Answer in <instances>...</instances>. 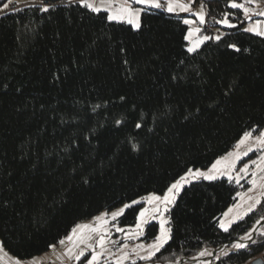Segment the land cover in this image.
<instances>
[{
    "label": "trees",
    "instance_id": "1",
    "mask_svg": "<svg viewBox=\"0 0 264 264\" xmlns=\"http://www.w3.org/2000/svg\"><path fill=\"white\" fill-rule=\"evenodd\" d=\"M44 1L56 0L0 15V244L17 260L48 252L103 211L163 194L264 127V37L242 30L230 0L202 1L206 17L227 14L234 27L218 24L220 39L192 53L186 16L148 9L133 30L77 1ZM240 189L225 178L185 186L167 213L171 239L135 264L173 263L243 237L264 218V197L227 232L218 226ZM140 207L119 223L133 226ZM157 233L150 223L141 239ZM262 252L259 233L213 264Z\"/></svg>",
    "mask_w": 264,
    "mask_h": 264
},
{
    "label": "snow or ice",
    "instance_id": "2",
    "mask_svg": "<svg viewBox=\"0 0 264 264\" xmlns=\"http://www.w3.org/2000/svg\"><path fill=\"white\" fill-rule=\"evenodd\" d=\"M77 2L81 7L87 8L94 13H99L102 11L107 12L106 19L109 22L124 23L130 25L133 30H139L142 26V12L148 9H162L168 13H175L177 10L180 12H190L191 5L194 0H188V3H183L182 0H123V3L118 5L114 3V0H101V5H103V7L98 6L94 0H77ZM247 2L251 3L252 0H247ZM134 5H141L142 7H135ZM5 7H7V5H5ZM228 7L242 10L246 18L249 17L250 13H252V9L246 7L243 3H237L236 0H230ZM40 10L47 12L48 8L43 7ZM253 14L264 16V11H259ZM192 15L196 17V19L199 21V24L203 25L206 23L203 6H201V10L199 12H194ZM183 23L185 25H189L188 31L184 36L185 41H188L190 44V46L187 48L189 53L195 52L201 44L212 38L207 35L197 36V34L201 31V28L191 26L195 23V21L184 19ZM216 23L223 24L227 27H234V25H232L227 19V14H225V18L217 20ZM244 31L264 37V29L261 28L259 21L252 24L250 27L245 28ZM194 37L196 38L193 39ZM215 39L219 40L220 36L217 35ZM229 47L235 51H240V49L234 44L229 45ZM116 123L120 124L121 121L117 120ZM136 127L140 128L141 125L137 123ZM254 131L256 130L254 129L251 131H245L235 145V148L238 151L229 152L226 156L217 159L207 171H201L199 169L193 170L192 168H189L184 175L176 179L175 182H173L167 188L163 196L149 194L146 198H142L150 207H142L140 209L136 217L134 228L126 230L113 224L112 227L115 228L116 232L122 233L124 240L128 241L142 237L145 233V226L151 221H158L159 232L157 235H155L153 242L147 245L143 243L137 244L131 249V251L135 253L141 260H150L164 247L165 244L168 243V241L171 239V229L166 227L169 221L165 218V213L169 211V206L175 203L176 196L182 190L184 185L191 183L192 180H198L201 178L209 181L216 180L219 176H227L230 181L235 179L236 183H239L243 178L241 174L247 176L249 171V163L243 164V167L239 169L235 177H233L232 172L235 169L237 162L241 161L242 157L248 156L250 152H253L256 149H264V130H260L259 134L255 137L253 136ZM253 140L255 147L252 143H250V141ZM132 147L133 150L136 149L135 144H133ZM241 148L244 150L239 151ZM250 164L256 166L258 171L264 172V155L259 156L258 160H250ZM251 176L253 178L249 180V183L253 186V188L259 187L264 189V183L258 184L257 171H252ZM259 180L264 181V176H260ZM249 199L252 198L249 197ZM140 203V200H133L131 203L124 204L116 211L111 213L102 212L100 215L95 216L93 218V223L77 224L71 229V232L64 239L59 241V243L63 245L65 240H67L69 244H71L72 247L68 248L67 250L69 257L72 256L74 248H80V246L83 245L84 248H81L80 251L75 255V259L79 261L81 260V257H85L86 264H99L101 257L104 256L106 252H108L106 245L109 243L115 245L117 243L116 240L111 239V232L108 228L110 220L116 221L118 217L124 214L126 209ZM259 203L260 200L258 198L255 199L254 203L249 205L248 210L251 211L253 208H255L256 204ZM232 211L233 209L230 208L228 212L224 213V216L227 217ZM237 219H243V215L239 212H237L234 219L228 220L227 222L221 221L219 227L223 231L227 232L229 230V226ZM257 223H259V221H257ZM260 235L264 236V232H261ZM240 239L251 240L252 233H246ZM252 242L255 243V241ZM246 247V244L239 242L232 245V248L235 250L244 249ZM127 248V243H124L121 246L120 251L122 254L117 258L115 264H124V261L128 259L129 253L124 251V249ZM85 249L91 250L90 257L85 256ZM97 249L99 250L97 251ZM141 252H146V255H141ZM199 255L203 257L212 255V253L201 251ZM223 255H228V252H223ZM17 264H19V262H17ZM81 264H84V262L82 261ZM133 264H135V261H133Z\"/></svg>",
    "mask_w": 264,
    "mask_h": 264
},
{
    "label": "rangeland",
    "instance_id": "3",
    "mask_svg": "<svg viewBox=\"0 0 264 264\" xmlns=\"http://www.w3.org/2000/svg\"><path fill=\"white\" fill-rule=\"evenodd\" d=\"M244 1L245 0H236L237 3H243V4H245L246 7L252 9V13H250V15H249L248 18H246L245 15H244V13H243V16H244V19H245L246 22L243 25L242 30L244 31L245 28L250 27L252 24L256 23L257 21L260 22L261 28L264 29V20L263 19H260V18H257V16L255 14H253V13L258 12L257 10L260 7V5H262L263 0H252L251 3H248V2L247 3H244ZM13 2H17V3L31 2L33 4H38V5L43 4V0H8L5 4H3L2 6H0V15L3 12H5L6 10H8L10 8V6L12 5ZM5 5H7V7H5ZM201 6H203V3L202 2L196 3L195 0H194V2L191 5V11L188 12L189 15H190V17H189L190 19H192V20L196 19V17L194 15H192V13L199 12L201 10ZM203 11H204L205 18H206V12H205V8L204 7H203ZM188 28H189V25H188ZM248 33H251V32H248ZM251 34H254V33H251ZM195 38L196 37H194L193 39H195ZM189 46H190V44L188 42L187 48ZM261 130H264V127ZM259 131L258 132H253V136L255 137L256 135H258L259 134ZM250 143H252L253 146L255 147L254 140L253 141H250ZM243 150L244 149L241 148L239 151H243ZM235 151H238V150L234 146L229 152H235ZM227 154H225L224 156H226ZM261 155H264V149H256L253 152H250L248 154V156L242 157L241 161H238L237 162L236 167H235V169L232 172L233 177H235L237 175L239 169L241 167H243V164H245V163H249L248 175L247 176H244L243 174H241L243 178L240 180L239 183H237V184L240 185V188H241L240 191L238 192V195H237V201L234 204L230 205L226 209V211L224 213L228 212L230 208L233 209V211L231 213H229V215L227 217L224 216V213H223L222 216H221V218L218 221V226L220 225L221 221L227 222L228 220L234 219V217L236 216L237 212H239L240 214H242L243 215V218H244L247 214H249L250 212H252L253 210H255L257 208V206L260 204V203L259 204H256L255 208H253L251 211L248 210L249 205H251L252 203H254V200L255 199L258 198L260 200V202H261L262 198L264 197V194H262V193H264V189H261L259 187L253 188V186L249 183V180H251L253 178L251 176L252 171H257L258 184L259 183H264V181H260L259 180V177L260 176H264V172L258 171L257 168H256V166L250 164V160H258V157L261 156ZM224 156H222V157H224ZM220 158H218V159H220ZM197 169H199L201 171H207L208 170V169H200V168H197ZM193 170H196V169H193ZM221 178L228 179L227 176H219L217 179H221ZM198 180H204V179L201 178V179H198ZM198 180H192L191 183L194 182V181H198ZM205 181H209V180H205ZM231 181H233V182L236 183L235 179H233ZM245 184H246V186H245ZM187 185L188 184L184 185V187L187 186ZM250 189H251V191H250ZM180 192H179V194H180ZM163 194H156V195L163 196ZM179 194H177L176 199H177V197H178ZM148 195L143 196V197L137 199V200H140L141 201V203H140L141 204L140 209L142 207H150L149 205L146 204V201L142 199V198H146ZM249 197H251L252 199H249ZM123 205L117 207L114 210H111V211H103V212L111 213L113 211H116V210L120 209ZM172 205L169 206V209L171 208ZM101 213H99L98 215H100ZM167 213H165V218L168 220ZM98 215H96V216H98ZM94 217H92L91 219H88V220L81 221L78 224H89V223H93V218ZM239 220H241V219H237V220H235V222H237ZM153 222L158 224V232H159V223H158V221H155L154 220V221H151L150 223H153ZM113 224H115L117 227L124 228L126 230H130V229H132V228L135 227V224L133 226H129V227L128 226H123V225H121L119 223L118 219L116 221H111L110 220L109 225H108V228H109V231L111 232V239L112 240H116L117 243L115 245H113L111 243H109V244L106 245V247L108 249V252H106L104 254V256L101 257V259L99 261V264H115V261L117 260V258L122 254L121 251H120V248H121V246L124 243H127L128 244V248L127 249H124V251H127L129 253V257H128L127 260L124 261V264H126V263L131 264L130 261H134L137 258H139L135 253H133L131 251V249L133 247H135V245H137V244L143 243V244L147 245V244L152 243L153 241H151V242L143 241L141 239L142 237H139L138 239H133V240L125 241L124 238H123V234L122 233H119V232H116L115 228L112 227ZM146 226H145V229H146ZM166 227L169 228V225L167 224ZM261 231L264 232L263 229H261ZM70 247H72L71 244H69V242L67 240H65V243L63 245H61L59 243L58 245L53 246L48 252H46V253L38 256V257H35L32 260H17L14 257H12L10 254H8L2 248V246L0 244V264H17V262H19V264H47V263H50V264H81L82 261L84 262V264H86L85 257H81V260H79V261L75 259V255L80 251L81 248H84V246L81 245L80 248H74L73 249L72 256L69 257V255L67 254V250ZM98 250L99 249H97V251ZM90 254H91V250L90 249H85V256L86 257H90ZM141 255H146V252H141ZM132 264H133V262H132Z\"/></svg>",
    "mask_w": 264,
    "mask_h": 264
},
{
    "label": "built area",
    "instance_id": "4",
    "mask_svg": "<svg viewBox=\"0 0 264 264\" xmlns=\"http://www.w3.org/2000/svg\"><path fill=\"white\" fill-rule=\"evenodd\" d=\"M199 1H203V0H199ZM68 2V0H56L55 2L52 1H44L45 5H52V4H66ZM16 6L15 4L12 5L10 8L11 9H15ZM206 23L201 25L199 24V22L195 23V27H200L201 31L197 34V36H209V37H216L217 35H219V31H218V23H216V20L211 19L206 17L205 18ZM261 229L257 230V234L261 233ZM232 244H223L217 248H206L202 251H207L212 253V255H208V256H200L199 252L197 255H195L194 257H190V258H184L183 262L179 263V261L177 260L176 262L173 263H166V264H213L216 262V260L223 255V252H228L231 253L233 251H237L235 249L232 248ZM240 250V249H239ZM213 252H215V254L213 255ZM155 264H158L157 262H154ZM50 264V263H47Z\"/></svg>",
    "mask_w": 264,
    "mask_h": 264
},
{
    "label": "water",
    "instance_id": "5",
    "mask_svg": "<svg viewBox=\"0 0 264 264\" xmlns=\"http://www.w3.org/2000/svg\"><path fill=\"white\" fill-rule=\"evenodd\" d=\"M264 224V218L259 220V223H255L254 226L252 227V229L249 231L252 233V239L257 235V230H259L262 225ZM248 232V233H249ZM251 239V240H252ZM251 240H241L240 238L233 241V242H229L227 244H232V243H244V244H248L250 243ZM215 254V252H213V255ZM179 263L183 262V259H179L178 260ZM145 264H155L154 262H148V263H145ZM158 264H166V263H158ZM244 264H264V252H262L261 254H259L258 256L250 259L248 262L244 263Z\"/></svg>",
    "mask_w": 264,
    "mask_h": 264
},
{
    "label": "crops",
    "instance_id": "6",
    "mask_svg": "<svg viewBox=\"0 0 264 264\" xmlns=\"http://www.w3.org/2000/svg\"><path fill=\"white\" fill-rule=\"evenodd\" d=\"M68 1H77V0H68ZM94 2L98 5V6H101V7H103V5H101V0H94ZM182 2L183 3H188V1L187 0H182ZM195 2L196 3H198V2H202V1H199V0H195ZM114 3L115 4H122L123 3V0H114ZM244 3H247V0H245L244 1ZM16 5V6H23V5H27V4H33V3H31V2H22V3H17V2H13L12 3V5ZM11 5V6H12ZM10 6V7H11ZM135 7H141V5H134ZM10 9V8H9ZM8 9V10H9ZM7 11V10H6ZM258 12L259 11H264V0H263V3H262V5H260V7L258 8V10H257ZM173 14H177V15H182V16H186V18L185 19H190L189 17H190V15H189V13L188 12H180L179 10H177V12H175V13H173ZM257 16V18H260V19H263L264 20V16H259V15H256ZM190 20H192V19H190ZM193 21H195V23L196 22H199L197 19H194ZM195 23L193 24V25H191L192 27H195ZM139 258H137L136 260H138ZM136 260H134V261H136ZM131 263L133 262V261H130Z\"/></svg>",
    "mask_w": 264,
    "mask_h": 264
}]
</instances>
